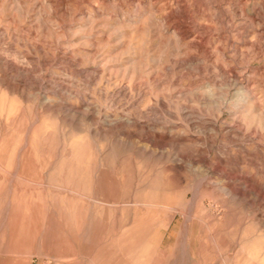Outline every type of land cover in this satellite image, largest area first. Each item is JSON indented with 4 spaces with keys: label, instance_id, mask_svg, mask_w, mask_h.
I'll return each instance as SVG.
<instances>
[{
    "label": "rangeland",
    "instance_id": "1",
    "mask_svg": "<svg viewBox=\"0 0 264 264\" xmlns=\"http://www.w3.org/2000/svg\"><path fill=\"white\" fill-rule=\"evenodd\" d=\"M0 264H264V0H0Z\"/></svg>",
    "mask_w": 264,
    "mask_h": 264
}]
</instances>
